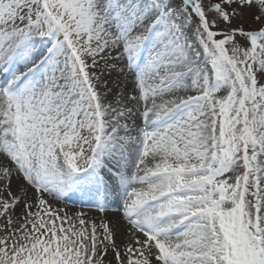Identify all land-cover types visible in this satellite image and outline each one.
I'll use <instances>...</instances> for the list:
<instances>
[{
  "label": "snow or ice",
  "instance_id": "obj_1",
  "mask_svg": "<svg viewBox=\"0 0 264 264\" xmlns=\"http://www.w3.org/2000/svg\"><path fill=\"white\" fill-rule=\"evenodd\" d=\"M0 264H264V0H0Z\"/></svg>",
  "mask_w": 264,
  "mask_h": 264
},
{
  "label": "bare ground",
  "instance_id": "obj_2",
  "mask_svg": "<svg viewBox=\"0 0 264 264\" xmlns=\"http://www.w3.org/2000/svg\"><path fill=\"white\" fill-rule=\"evenodd\" d=\"M114 79V78H112ZM111 86V84H110ZM15 180L13 181V190H15ZM55 205H57L58 207H67L69 212H75V211H80L83 210L85 212H88L90 216L93 217H99L101 215H105L104 213H100L98 211V209H96L95 207H89L87 205L83 206V208L81 207V205L79 204L77 198H72L70 200H68L67 202H63V201H52ZM115 207L114 203H109L108 204V208L110 209V211L107 213L109 218H113L114 214L111 211L112 208Z\"/></svg>",
  "mask_w": 264,
  "mask_h": 264
},
{
  "label": "rangeland",
  "instance_id": "obj_3",
  "mask_svg": "<svg viewBox=\"0 0 264 264\" xmlns=\"http://www.w3.org/2000/svg\"><path fill=\"white\" fill-rule=\"evenodd\" d=\"M113 78L115 79L116 77L114 76Z\"/></svg>",
  "mask_w": 264,
  "mask_h": 264
}]
</instances>
